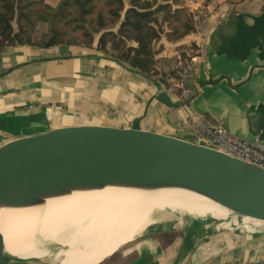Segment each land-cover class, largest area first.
Masks as SVG:
<instances>
[{
	"label": "crops",
	"instance_id": "crops-1",
	"mask_svg": "<svg viewBox=\"0 0 264 264\" xmlns=\"http://www.w3.org/2000/svg\"><path fill=\"white\" fill-rule=\"evenodd\" d=\"M197 1L173 8L189 13ZM205 9L207 53L188 81L194 91L189 102L104 56L97 39L91 47L0 49V144L48 123L135 127L196 142L184 124L198 115L234 137L264 140V0H209ZM193 40L192 33L176 42L162 37L156 71L164 74L191 55ZM214 232L183 264H264V236ZM162 235L133 245L137 257L127 264H161V256L169 258L162 264H176L183 237Z\"/></svg>",
	"mask_w": 264,
	"mask_h": 264
},
{
	"label": "water",
	"instance_id": "water-1",
	"mask_svg": "<svg viewBox=\"0 0 264 264\" xmlns=\"http://www.w3.org/2000/svg\"><path fill=\"white\" fill-rule=\"evenodd\" d=\"M47 125L43 131L0 144V184L61 194L105 189L186 191L228 214L183 219L200 221L218 231L264 236V169L197 141L155 131L96 124ZM158 142L170 143V149L157 155L141 153ZM150 217L171 216L155 212ZM3 252L0 232V254Z\"/></svg>",
	"mask_w": 264,
	"mask_h": 264
},
{
	"label": "bare ground",
	"instance_id": "bare-ground-1",
	"mask_svg": "<svg viewBox=\"0 0 264 264\" xmlns=\"http://www.w3.org/2000/svg\"><path fill=\"white\" fill-rule=\"evenodd\" d=\"M169 149L170 143L158 142L141 153L157 155ZM155 212L179 220L150 217ZM226 214L223 208L186 191L105 189L61 194L0 184V232L5 244L0 263L105 264L121 248L143 237L180 231L186 236L176 264H183L208 232H223L183 217L221 218Z\"/></svg>",
	"mask_w": 264,
	"mask_h": 264
},
{
	"label": "trees",
	"instance_id": "trees-1",
	"mask_svg": "<svg viewBox=\"0 0 264 264\" xmlns=\"http://www.w3.org/2000/svg\"><path fill=\"white\" fill-rule=\"evenodd\" d=\"M177 4L183 0H60L55 7L45 0H0V48L76 46L119 24L117 32L101 35L99 51H110L112 60L160 82L163 74L156 71V57L162 51L161 38L176 42L193 30L188 10L174 9ZM38 23H45L47 31L34 41Z\"/></svg>",
	"mask_w": 264,
	"mask_h": 264
},
{
	"label": "built area",
	"instance_id": "built-area-1",
	"mask_svg": "<svg viewBox=\"0 0 264 264\" xmlns=\"http://www.w3.org/2000/svg\"><path fill=\"white\" fill-rule=\"evenodd\" d=\"M205 7V0H198L189 7L193 26L194 51L180 60L172 70L164 73L160 81L168 93L178 96L182 102H189L193 98L194 91L189 87L188 81L194 78L197 65L206 58L208 47L206 29L209 15ZM184 125L197 142L264 169V142L247 141L234 137L219 125L209 123L201 115L194 117L192 121Z\"/></svg>",
	"mask_w": 264,
	"mask_h": 264
},
{
	"label": "rangeland",
	"instance_id": "rangeland-1",
	"mask_svg": "<svg viewBox=\"0 0 264 264\" xmlns=\"http://www.w3.org/2000/svg\"><path fill=\"white\" fill-rule=\"evenodd\" d=\"M59 1L60 0H45V2L47 4L48 3L51 4L52 7H55L58 4ZM12 24H13V29L15 31L17 29V25H16L15 21H13ZM118 27H119V24H117L115 27L106 28L105 30H102L99 33L93 34L92 41L90 43L78 42V44L76 46H74V47H91L94 44L95 40L97 39V50L99 51L98 42H99V39H100L101 35L103 33H105V32H109V31L117 32ZM46 31H47V25L45 23H38L36 25L35 32H34V35H33L34 41H38ZM126 45L127 46H133V47L136 46V44L134 42H127ZM14 46H18V45H14ZM5 47H9V46H5ZM109 47L110 46H108V50H110ZM0 49H2V48H0ZM101 53L104 56H107V57L110 58V56H109L110 55V51H108L107 53H104V52H101ZM171 222H173V221H171ZM220 234H226L227 235L228 232L223 231ZM163 235L166 237V239L167 238H171V237L175 238V237H181L182 236L183 237L182 240H184V238L186 236V233L179 231V232H173V233L163 234ZM155 236H158V235H149V236L143 237L138 242H133V243L128 244L127 246H124L117 253H115L114 256L109 258L108 261L105 264H127L128 263L127 261H129V259H131L133 257H137V252L135 251L133 245H135V244H137L139 242H145V243H147V245H149V241H150L149 239L151 237H155ZM131 245H132L133 248L131 247ZM182 246H183V242H182ZM130 251H131V253H130ZM134 252H135V254H134ZM156 260L159 263L162 264V263H165V261L167 262L169 260V258L161 256V257L156 258Z\"/></svg>",
	"mask_w": 264,
	"mask_h": 264
}]
</instances>
